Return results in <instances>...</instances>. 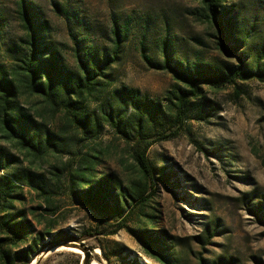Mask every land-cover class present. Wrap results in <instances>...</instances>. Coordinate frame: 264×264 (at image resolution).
Instances as JSON below:
<instances>
[{"label":"rangeland","instance_id":"1","mask_svg":"<svg viewBox=\"0 0 264 264\" xmlns=\"http://www.w3.org/2000/svg\"><path fill=\"white\" fill-rule=\"evenodd\" d=\"M30 1L48 22L50 40L62 51L71 70H77L75 41L69 23L56 12L57 5L85 18L89 40L101 50L114 47V28L126 32L120 60L109 71L113 78L110 89L102 95L110 102H114L117 89L126 87L137 90L140 99L172 112L166 108L171 105L168 98L183 83L168 71L151 67L143 56L146 53L156 62L162 60L161 46L167 36L174 42L176 59L184 63L203 61L223 69L242 64L218 49L216 29L200 15L197 0ZM225 4L238 17L241 40L246 42L242 50L251 66L257 64L264 70V0H227ZM17 10L18 0H0V62L8 70L14 61L8 48L20 44L25 34ZM199 85L201 95L191 98L192 111L180 134L155 143L148 152L157 180L148 191L155 193L146 212L154 217L141 216L146 225L138 226L139 203L127 224L134 229L163 231L175 264H264V81L254 77L217 87ZM16 102L36 120L35 132L39 131L41 138L49 131L52 139L62 144L40 157L31 156L0 135V185L5 176H22L27 169L50 180V203L57 207L54 220L61 230L74 231L81 240L72 242L89 252L85 259V253L57 250L42 256L43 251L38 264H157L140 253L144 245L128 229L106 235L115 222L75 202L68 186L71 173L77 171L85 154L99 156L97 178L109 174L122 180L124 186L145 180L130 156L134 143L108 125L98 138L85 139L73 126L65 128L64 110L25 88L17 89ZM96 109V100L87 102L86 113ZM163 175L168 181L161 179ZM17 184L21 187H16L14 194L20 198L14 199L13 212L47 206L43 194ZM28 217L33 218L30 213ZM91 228L103 234L92 235Z\"/></svg>","mask_w":264,"mask_h":264},{"label":"trees","instance_id":"2","mask_svg":"<svg viewBox=\"0 0 264 264\" xmlns=\"http://www.w3.org/2000/svg\"><path fill=\"white\" fill-rule=\"evenodd\" d=\"M197 1L201 5L200 15L216 29L218 49L225 55L237 57L242 64L235 69H223L203 61L184 63L175 57L173 40L169 36L164 38L162 60L156 62L146 53L143 56L151 67L168 71L184 85H178L172 93L173 97L168 98L171 105L166 108L171 113L164 111L158 103L140 99L137 90L132 88L117 89L114 102L103 98L102 95L110 89L113 78L109 71L120 60L126 32L118 26L114 28V47L110 51L101 50L89 40L85 18L66 6L57 5L56 12L70 25V36L75 41L77 70L68 68L62 51L50 40L48 22L30 0H18V17L25 34L20 38V44L8 48L14 60L10 70L0 62V135L26 150L28 155L40 157L51 148L58 150L62 143L53 140L49 131L45 132L44 138L39 131L35 132L38 130L35 129L36 120L16 102L19 87L64 110L67 118L65 128L73 126L85 135V139L98 138L104 126L108 125L127 142L134 143L130 156L145 180L132 181L130 186H124L122 180L113 179L109 174L97 178L96 167L100 158L85 154L77 171L71 173L68 186L75 202L89 206L115 222L112 230L104 232L106 235L128 229L144 245L140 253L157 264L176 262L163 231L147 227L134 229L127 224L136 212L135 205L139 203L138 226L146 225L141 216L154 217L146 212L152 192L155 193L152 190L148 194V191L157 180L156 166L148 158L150 148L157 142L168 141L180 134L192 111L191 98L201 95L199 84L217 87L254 77L264 81V70L257 64L251 66L249 56L242 50L246 46V42L241 40L242 28L232 7L225 4L227 0ZM2 31L0 17V38ZM261 57L264 58V53ZM92 99L97 101L98 109L89 114L86 113V104ZM167 126H171L169 132ZM58 139L62 140L61 136ZM1 156L0 150V166L3 167ZM14 161L17 160H12V163ZM22 174L5 176L0 185V261L3 264H31L51 245L81 240L74 231L61 230L58 221L54 220L57 207H52L50 203V180L31 169ZM161 179L168 181L165 175ZM17 183L43 194L47 206L13 212L16 210L14 199L20 198V195L14 194L15 188L21 187ZM29 213L33 218L28 217ZM91 231L95 233L92 235L103 234L97 229L91 228Z\"/></svg>","mask_w":264,"mask_h":264},{"label":"water","instance_id":"3","mask_svg":"<svg viewBox=\"0 0 264 264\" xmlns=\"http://www.w3.org/2000/svg\"><path fill=\"white\" fill-rule=\"evenodd\" d=\"M61 246H65L68 248H78L85 253V259L87 257H89V252L87 250H83L82 248H79L78 244L76 242H72V241H68L66 243H58V244L51 245L44 250L42 256L49 255L54 248L61 247ZM85 261L86 260H84V263H85ZM38 262H39V260H36V262L34 264H38Z\"/></svg>","mask_w":264,"mask_h":264},{"label":"bare ground","instance_id":"4","mask_svg":"<svg viewBox=\"0 0 264 264\" xmlns=\"http://www.w3.org/2000/svg\"><path fill=\"white\" fill-rule=\"evenodd\" d=\"M57 250H60V251L67 250V251H71V252H74V253H77V254H80V255L84 256V252L81 251L78 248H68V247H65V246H61V247L54 248L52 250V252L57 251ZM96 253H100V249H97ZM35 262H36V259L33 261V263H35ZM93 264H99V263L97 261H94Z\"/></svg>","mask_w":264,"mask_h":264}]
</instances>
